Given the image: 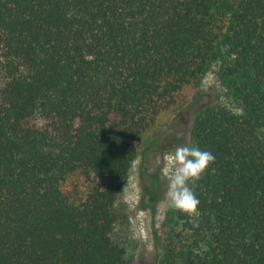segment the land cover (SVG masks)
<instances>
[{
    "label": "trees",
    "instance_id": "16d2710c",
    "mask_svg": "<svg viewBox=\"0 0 264 264\" xmlns=\"http://www.w3.org/2000/svg\"><path fill=\"white\" fill-rule=\"evenodd\" d=\"M217 60L237 109L193 119L215 160L198 214L166 212L161 264H264V0H0V264H128L139 143Z\"/></svg>",
    "mask_w": 264,
    "mask_h": 264
},
{
    "label": "rangeland",
    "instance_id": "374dc122",
    "mask_svg": "<svg viewBox=\"0 0 264 264\" xmlns=\"http://www.w3.org/2000/svg\"><path fill=\"white\" fill-rule=\"evenodd\" d=\"M222 62L212 61L174 103L162 111L153 129L137 148L128 174L115 200L118 220L113 238L125 248L128 264H161V222L168 210V156L178 146L192 144L190 130L197 112L208 103H220L236 110L229 95V78L223 75ZM62 187L83 195L82 187L66 180Z\"/></svg>",
    "mask_w": 264,
    "mask_h": 264
},
{
    "label": "clouds",
    "instance_id": "9594fccd",
    "mask_svg": "<svg viewBox=\"0 0 264 264\" xmlns=\"http://www.w3.org/2000/svg\"><path fill=\"white\" fill-rule=\"evenodd\" d=\"M215 160L214 155L197 144L176 147L168 156L167 207L188 215L198 214L200 203L195 194L196 183Z\"/></svg>",
    "mask_w": 264,
    "mask_h": 264
}]
</instances>
